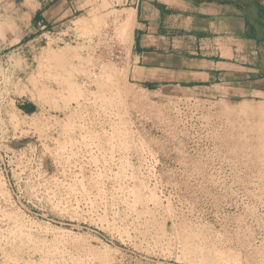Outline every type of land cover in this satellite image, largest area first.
<instances>
[{"label": "rangeland", "instance_id": "374dc122", "mask_svg": "<svg viewBox=\"0 0 264 264\" xmlns=\"http://www.w3.org/2000/svg\"><path fill=\"white\" fill-rule=\"evenodd\" d=\"M106 14L0 19V264H264V99L129 83Z\"/></svg>", "mask_w": 264, "mask_h": 264}, {"label": "crops", "instance_id": "0c3cea01", "mask_svg": "<svg viewBox=\"0 0 264 264\" xmlns=\"http://www.w3.org/2000/svg\"><path fill=\"white\" fill-rule=\"evenodd\" d=\"M256 5L264 11V0H0V19L14 20L12 30L32 42L54 29L89 32L81 28L93 12L114 11L127 29L129 83L146 91L264 99V41L249 37Z\"/></svg>", "mask_w": 264, "mask_h": 264}, {"label": "trees", "instance_id": "16d2710c", "mask_svg": "<svg viewBox=\"0 0 264 264\" xmlns=\"http://www.w3.org/2000/svg\"><path fill=\"white\" fill-rule=\"evenodd\" d=\"M255 8L257 10V13L255 14L256 17L250 18L248 20L249 22H251V25H253V30H255V32L249 35V37H254L259 41H264V27L261 26V24L264 23V11L258 5H256ZM255 24L257 27L254 26ZM20 110H22L24 114H31L34 110V106L28 103L20 107Z\"/></svg>", "mask_w": 264, "mask_h": 264}]
</instances>
